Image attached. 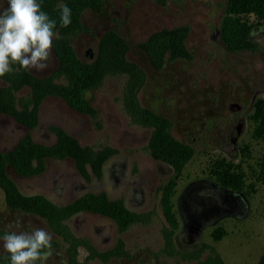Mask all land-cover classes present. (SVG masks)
<instances>
[{"label":"rangeland","instance_id":"1","mask_svg":"<svg viewBox=\"0 0 264 264\" xmlns=\"http://www.w3.org/2000/svg\"><path fill=\"white\" fill-rule=\"evenodd\" d=\"M227 1L37 0L41 10L56 24L60 21V5H67L72 15L78 12L81 29L67 37L69 48L84 62L95 59L99 40L105 32L112 30L123 38L128 46L126 59L135 63L146 75L138 94L140 104L171 123L168 136L172 142L162 141L163 155L168 169H171L168 177L171 182L174 183V179L181 175L185 182L191 179L188 184L196 181V178H204L205 169L213 160L226 164L227 168L239 164L241 160L247 161L251 185L247 212L237 218H225L215 226L206 228L203 242L205 246L212 244V249H203L198 261L187 259V256L182 258L179 254L167 256L162 251L161 228L165 220L158 194L164 180L159 174L157 162L147 150L152 129L134 123L123 107V92L128 76L122 73L105 75L98 87L85 94L95 108L94 118L82 115V121L66 126L71 131L76 130L73 135L83 145L94 149L104 146L115 148L119 158L126 161V173L132 170L133 176L135 172L143 174L145 203L148 202L143 211L151 213L149 223L132 225L123 233L125 249L131 260H118L110 264H258L264 254V183L258 177V171L250 168H257V160L264 152V138L256 140L253 137L256 108L260 105L264 109V25H260L261 19L255 13L237 15L246 27H250L249 38L256 46L253 50H228L221 36ZM0 6L7 7L6 0H0ZM182 26L188 27L185 45L190 56L172 58L167 54L162 66L155 68L137 44L146 41L156 31ZM53 31L55 35L49 67L41 72L25 69L28 74L43 79L54 76L57 71L59 55L66 52L67 47H54V40L61 36L57 30ZM88 50L92 57L89 53L85 56ZM11 67L14 70L20 66L13 64ZM54 80L58 84L65 81L62 75ZM6 84L7 81L0 77V88ZM29 90L24 87L20 94L27 96ZM58 104L68 108L62 102ZM44 107L41 115L44 122H61L58 117L54 119V110H49L48 104ZM236 127L241 131L233 141L231 137ZM4 133L5 127L0 126V145L4 146L0 149L6 152L13 146L9 144L10 136ZM248 144L250 159L244 158L242 153ZM185 156L187 159L178 174L172 160L178 162ZM8 175L11 177L7 178L9 183L5 181L9 188L8 195L0 186V237L11 231L44 228L51 235V240L58 243L56 248H52L51 244L46 264H67L66 243L52 234L45 220L51 213L49 202L45 199L39 201L32 196H25L22 200L16 188L19 182L17 175L11 168H8ZM92 178H88L89 184H92ZM185 182L178 187H186L188 184ZM153 184H156L155 189L149 191ZM105 189L112 191L109 185H105ZM25 190L31 191L28 186H25ZM43 192L47 198L56 200L50 191ZM215 228L223 233L217 241L209 237ZM86 256L81 249L79 259L82 264H101L97 260H88ZM0 264H10V255L3 249L2 242Z\"/></svg>","mask_w":264,"mask_h":264},{"label":"flooded vegetation","instance_id":"2","mask_svg":"<svg viewBox=\"0 0 264 264\" xmlns=\"http://www.w3.org/2000/svg\"><path fill=\"white\" fill-rule=\"evenodd\" d=\"M88 53L90 55L91 51L88 50L85 56ZM24 87L28 86H22L12 92L14 108L20 113L33 108L30 102L25 107L26 101L31 97V90L27 96H23L20 92ZM88 91L83 93L84 98ZM85 100L92 107L89 100L86 98ZM58 102L64 103L68 108L59 106ZM47 104L50 106L47 107L49 110H54L52 113L55 116L54 119L58 117L61 122L56 123L57 121L53 120L54 123L50 124V121L42 120V109L46 108L44 105ZM93 109L95 110V108ZM82 115L92 118L95 116L77 111L62 97L53 94L45 96L38 102L34 124L27 125L12 115L0 112V126L5 127L6 133L4 134L10 136L9 144L11 147L13 146L6 152L0 149V153L11 154L25 141L48 150L55 149L61 142L58 132L62 131L75 140L78 147L92 151L95 156L97 155L96 171L90 163H85L84 172L80 171L76 160L65 154L61 157L44 156L42 169L32 173L25 169L18 171L11 163L5 162L4 174L11 179L8 175V168H11L17 175L19 182L16 183V188L22 200L25 199V196H32L39 201L45 199L49 202L48 207L53 217L49 219L46 216L45 220L52 234L66 243L67 264H72L69 251L72 252L73 242L77 244L75 264H82L79 259L81 249L86 252L88 260H97L101 264L115 263L118 260L130 261V254L125 249L123 233L132 225L149 223L151 217V213L143 211L148 205V202L145 203L146 185L143 174L135 172L133 176L132 170H130L131 173H126V161L119 158L120 155L113 147L104 146L94 149L91 146L83 145L73 135L76 130L71 131L67 128L69 126H66L82 121ZM149 142L150 139L147 143V150L150 153ZM0 147L4 146L0 145ZM151 157L157 162L159 174L164 180L158 188L159 205L165 220V224L161 228L162 251L167 256L179 254L182 258L187 256V259L198 261V255L203 249L210 251L212 249V244L205 246L203 231L210 226H215L225 218H237L244 214L248 210V204L207 176L196 178V181L188 184L191 179L185 182L181 175L177 180L176 178L175 181L173 180L175 184L169 196L172 207L171 215L174 217L170 220L165 214L162 197L171 182L168 178L171 169H168V163L164 159L155 158L152 155ZM107 164L110 165L107 166ZM38 167V161L33 157L30 160L29 168L35 170ZM172 170L175 172L173 168ZM89 177H93L92 184L88 182ZM94 182L95 185H93ZM182 182L188 185L179 188L178 186ZM105 185H109L112 191L105 189ZM25 186H28L31 191H26ZM155 186L156 184L151 185L149 191L154 190ZM43 190L54 194L56 200L52 201L47 198ZM167 233H170L171 236L170 245ZM209 237L211 238V235ZM51 244L52 248L58 246L56 240H51Z\"/></svg>","mask_w":264,"mask_h":264},{"label":"trees","instance_id":"3","mask_svg":"<svg viewBox=\"0 0 264 264\" xmlns=\"http://www.w3.org/2000/svg\"><path fill=\"white\" fill-rule=\"evenodd\" d=\"M249 13H255L256 16L261 19L260 25H264V0L227 1L225 16L221 24V36L228 50H253L255 48L256 44L249 38L251 33L250 27H246V24L242 23L240 19L236 17L237 15ZM78 29H81L78 20V12H76L75 15L71 14V23L67 27H62L59 21L53 29L57 30L58 34L61 36L54 40V47H60L62 45L67 47L65 49L67 51L59 55V67L54 76L40 79L28 74L25 69L16 67V69L1 77L7 81L8 86L0 88V112L12 115L17 120L27 125L34 124L36 121V108L38 102L45 96L53 94L62 97L77 111L94 116L95 110L85 100L83 93L98 87L105 75L110 73H122L128 76L126 88L123 92V107L134 123L152 129L148 149L155 158H162L165 160L162 141L164 139L170 141L171 138L168 136V129H170L171 123L167 118L155 114L150 109L140 104L138 94L146 81V75L135 63L129 62L126 59V53L128 51L127 44L119 34L109 30L105 32L99 40L95 59L91 62H83L77 58L74 51H72L68 45L69 38L67 36L75 34ZM187 32V26L172 30H159L151 34L146 41L138 43L137 47L147 55L155 68H160L167 54L172 58H188L190 56L185 45ZM58 75L64 77V84L55 83L54 79L58 77ZM22 86H28L31 90V97L26 101L25 107H27L29 104L28 102H30L33 108L30 111L25 110L23 113H20L14 108L12 92ZM254 121L256 126L253 130V137L256 138V140L264 138V109L260 108V105L256 108ZM58 135L61 142L55 149L48 150L43 147H37L29 141H25L20 148L11 154L7 155L0 153V186L7 195L9 188L7 183H5V181L8 182L4 174L5 162L11 163L18 171L25 169L32 173L42 169V159L44 156L56 155L61 157L67 154L76 160V165L80 171L84 172L85 163L92 164L95 170L98 158L97 155L95 156L94 152L81 149L76 145L75 140L62 131H59ZM249 146L248 144L246 149H242L244 158L251 155ZM33 157L37 159L39 164V167L35 170L29 168L30 160ZM186 159L187 157L185 156V158L178 160V162L172 160L178 174L181 172L184 160ZM248 159H250V157ZM246 162L245 160H241L239 164L227 168L226 164L217 163L216 160H213L211 163L209 162L206 169H204L207 177L214 180L220 186L228 189L234 196H238L248 204L251 185L248 181V166ZM250 168L254 172L258 171V177L264 183V152L261 154L259 160H257V168L251 166ZM174 184L173 182L168 184L162 197L165 214L170 220L174 218L171 215L172 207L169 199ZM52 217L53 214L50 213L48 218L52 219ZM52 227L55 228L54 224H52ZM215 229L216 230L210 234L213 241L219 240L223 235L221 229ZM170 237L169 233L167 236L169 245L171 244ZM72 244V252L70 250L69 255L72 264H75L77 254L75 247L77 244L75 242ZM214 261H216V259ZM258 264H264V254Z\"/></svg>","mask_w":264,"mask_h":264},{"label":"clouds","instance_id":"4","mask_svg":"<svg viewBox=\"0 0 264 264\" xmlns=\"http://www.w3.org/2000/svg\"><path fill=\"white\" fill-rule=\"evenodd\" d=\"M0 10V77L18 64L20 68L44 71L52 54L56 21L41 10L37 0H6ZM60 24L71 23V9L60 5ZM51 235L44 228L11 231L0 237L10 264H46L50 255Z\"/></svg>","mask_w":264,"mask_h":264},{"label":"water","instance_id":"5","mask_svg":"<svg viewBox=\"0 0 264 264\" xmlns=\"http://www.w3.org/2000/svg\"><path fill=\"white\" fill-rule=\"evenodd\" d=\"M240 131H241V128H239V127H236V128H235V130H234V132H233V134H232V137H231L233 141L236 140V138H237L238 135L240 134Z\"/></svg>","mask_w":264,"mask_h":264}]
</instances>
